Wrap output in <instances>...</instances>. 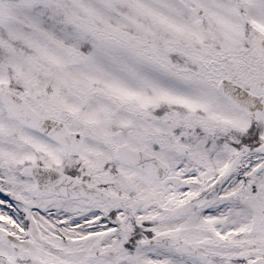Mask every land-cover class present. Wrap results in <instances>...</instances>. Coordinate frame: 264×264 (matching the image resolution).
Wrapping results in <instances>:
<instances>
[{
    "label": "snow or ice",
    "instance_id": "6c2138e0",
    "mask_svg": "<svg viewBox=\"0 0 264 264\" xmlns=\"http://www.w3.org/2000/svg\"><path fill=\"white\" fill-rule=\"evenodd\" d=\"M0 264H264V0H0Z\"/></svg>",
    "mask_w": 264,
    "mask_h": 264
}]
</instances>
